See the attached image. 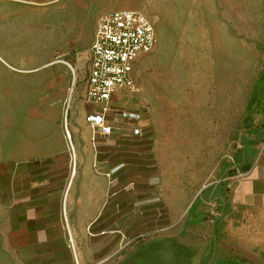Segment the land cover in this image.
I'll use <instances>...</instances> for the list:
<instances>
[{
	"label": "crops",
	"instance_id": "obj_1",
	"mask_svg": "<svg viewBox=\"0 0 264 264\" xmlns=\"http://www.w3.org/2000/svg\"><path fill=\"white\" fill-rule=\"evenodd\" d=\"M227 3L0 0V99H14L0 111V264H105L131 235L156 225L183 232L190 214L191 223L201 216V232L209 227L214 240L223 228L227 251L220 258L264 264V114L246 125L231 164H222L223 174L208 180L217 175L218 146L230 142L224 132L233 129L234 92L242 98L245 80L240 75L234 85L228 73L233 38L217 22L219 7L226 10ZM118 9L146 14L154 31L160 26L162 48L176 51L173 65L181 73L146 78L157 85L145 86L153 111L151 119L140 120L149 127L136 116L134 124L148 132L140 138L129 136V123L118 115H109L111 135L94 137L85 115L103 105L85 100V74L76 95L80 76L67 59L70 65L53 57V69L42 70L40 55L18 44L26 15L39 29L43 12L65 32L90 35V44L98 15ZM50 78L53 84L42 87ZM26 79L33 82L30 102L43 97L42 104L25 106ZM60 80L69 91L56 88ZM126 91L138 96L139 83L137 92L118 90L110 105L117 107L115 100ZM73 96L79 98L75 108L62 105ZM136 105L119 109L134 113ZM194 204L199 207L193 211ZM207 204L217 215L210 211L214 215L205 218ZM201 258L193 254V264Z\"/></svg>",
	"mask_w": 264,
	"mask_h": 264
},
{
	"label": "rangeland",
	"instance_id": "obj_2",
	"mask_svg": "<svg viewBox=\"0 0 264 264\" xmlns=\"http://www.w3.org/2000/svg\"><path fill=\"white\" fill-rule=\"evenodd\" d=\"M226 6V10L219 7V10L217 11L218 26H221V29H225L226 34L231 36L233 40L246 45L248 48V56L245 58L243 62L244 64L240 69L234 64L231 67V71H228V73L231 72L234 77V85L240 75H245L244 87L242 91L243 96L240 99L239 96L241 93L234 92V97H238V99L237 102H234L232 109L233 129L230 130L226 128L225 132L224 130L221 131L227 134L230 142L224 143L223 141L218 146L217 175L216 177L208 179L210 181L217 180L218 177L223 174L224 169L222 168V164L225 162V159L229 160V162L225 163L231 164V158H233V155L237 151V143L241 141L243 133L246 132V125H250L258 116L261 117L264 114V89L260 92L257 99L252 101L254 84L258 79L262 80L260 85L264 84V0H230V3H227ZM40 19L41 26L38 29L36 25L33 24L32 14L26 15L25 26L18 27V44L24 46L25 50L30 51L31 54L40 55L42 64H44V67L42 66V70L53 69V67L48 66V63L53 59V57L55 58L56 55L65 56L80 76L75 92L76 95H81L83 89V81L81 79H83L85 74V62L89 44L88 42H85V40H90V35L87 36L82 32H65L63 27H58L53 24L51 25L49 18L44 17L43 12ZM155 28L156 43H154L153 48L147 55H143L139 58L137 65L135 66V74L139 83L138 96L132 98V96L128 95V92L126 91L125 93L122 92V94H120L114 102L118 108L124 109L132 107L131 105L136 103L137 105L134 107L137 108V111H135L134 114L139 115L137 117V123H140L141 126H148V122H146L145 119L143 122L141 121L142 123L140 120L145 118V116L151 119L153 111L151 105L145 102V86L148 85L150 87L157 85V82L146 83V78L148 79L151 74H181L178 68L173 65L176 62V51L162 48V38L159 31L160 26L157 25ZM222 34L225 35L224 33ZM172 37L176 40V35H172ZM69 75L70 72L68 73V78ZM60 77L62 76L58 75V79H60ZM52 80L53 79L51 78L45 79L41 82V86L47 88L48 85L53 84ZM56 85V88L58 89H65V91H69L68 82L64 83L63 80H60ZM32 86L33 82L26 79L24 87L25 106H36L40 105L42 102L43 97L30 102L28 95L32 90ZM234 89H236L235 86ZM154 90H160V88L154 87ZM247 91L248 107L246 106ZM78 100L79 98L75 99V96L71 98L68 97L66 102H63L62 105L69 107V109H73L79 104ZM13 101L14 99H0V111H2V115L3 110L8 109L14 104ZM94 109L98 110L99 108L94 107ZM220 160L222 161L220 162ZM193 164L195 166H206L204 162H193ZM153 173L156 174L155 171ZM140 174L142 175V173ZM203 180L204 179L201 181L203 182ZM197 207H199L198 204H194L192 206V210L194 211ZM210 211H213V213L217 215V209L214 207L210 208L209 204H207L203 212L205 218H210L214 215L210 214ZM201 224L202 218L200 216L199 219L193 221L192 223L190 222L189 225L185 226L183 232L180 231L179 227L176 228V226L169 228L165 225H156L155 227L149 229V232L146 234L140 236L131 235V237L126 238L122 242L119 253L114 258L111 257L106 260L105 264H124V261L129 254L133 253L144 244L157 245L155 249V256L158 258L160 264H193L192 257L189 260H185L176 255V252L172 247V241L177 242L179 239L190 242V244L186 243L185 245L190 247L193 254L196 255L202 253V258L199 264H220L221 261L224 260L223 258H220V256L225 254L227 251L223 242L226 239L223 228H220L219 238L214 240L210 234L209 227L205 229L206 232H201L203 228L201 227ZM214 241H216V251L214 259H212ZM132 264L138 263L134 262Z\"/></svg>",
	"mask_w": 264,
	"mask_h": 264
},
{
	"label": "built area",
	"instance_id": "obj_3",
	"mask_svg": "<svg viewBox=\"0 0 264 264\" xmlns=\"http://www.w3.org/2000/svg\"><path fill=\"white\" fill-rule=\"evenodd\" d=\"M154 43V25L146 14L118 9L98 15L87 51L84 88L86 101L103 105L85 115L94 137H108L113 133L115 125L109 115L125 119L131 137L140 138L148 133L134 124L137 115L110 105V101L118 90L138 91L135 66ZM55 61L70 65L63 55H56Z\"/></svg>",
	"mask_w": 264,
	"mask_h": 264
},
{
	"label": "trees",
	"instance_id": "obj_4",
	"mask_svg": "<svg viewBox=\"0 0 264 264\" xmlns=\"http://www.w3.org/2000/svg\"><path fill=\"white\" fill-rule=\"evenodd\" d=\"M261 79H258L257 82L253 86V98L252 101H255L257 97L260 95V92L264 89V84ZM190 218V219H189ZM192 216L188 217L186 225L192 221ZM215 237V236H214ZM156 244H144L141 245L138 249H136L133 253L129 254V256L125 259L124 264H132L137 262L138 264H160L158 258L155 256ZM172 247L176 252V255L179 258L189 260L193 256V252L190 247L180 244L176 241H172ZM220 264H241L233 260L224 259Z\"/></svg>",
	"mask_w": 264,
	"mask_h": 264
},
{
	"label": "bare ground",
	"instance_id": "obj_5",
	"mask_svg": "<svg viewBox=\"0 0 264 264\" xmlns=\"http://www.w3.org/2000/svg\"><path fill=\"white\" fill-rule=\"evenodd\" d=\"M232 51L235 53V57L233 59V63L239 67V69L243 66V62L245 57L248 55V49L246 45L240 43L236 40L231 41Z\"/></svg>",
	"mask_w": 264,
	"mask_h": 264
},
{
	"label": "water",
	"instance_id": "obj_6",
	"mask_svg": "<svg viewBox=\"0 0 264 264\" xmlns=\"http://www.w3.org/2000/svg\"><path fill=\"white\" fill-rule=\"evenodd\" d=\"M223 203H225V200L224 199H220ZM222 216H223V212H222ZM215 251H216V244L214 243L213 245V254H212V259H214V256H215Z\"/></svg>",
	"mask_w": 264,
	"mask_h": 264
}]
</instances>
